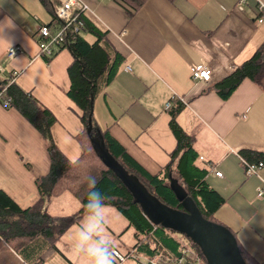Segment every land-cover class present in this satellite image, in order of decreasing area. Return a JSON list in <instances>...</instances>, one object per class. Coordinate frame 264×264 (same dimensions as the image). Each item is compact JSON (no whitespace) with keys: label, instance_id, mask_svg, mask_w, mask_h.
Masks as SVG:
<instances>
[{"label":"crops","instance_id":"crops-1","mask_svg":"<svg viewBox=\"0 0 264 264\" xmlns=\"http://www.w3.org/2000/svg\"><path fill=\"white\" fill-rule=\"evenodd\" d=\"M82 1L90 10L84 19L106 33L108 43L124 59L93 103L98 127L107 128L135 162L155 175L176 147L165 106L182 97L186 104L177 123L195 134L199 164L212 167L205 180L225 200L217 218L236 234L248 257L264 262V194H257L264 167L248 177L238 155L241 150H264V94L249 80L226 100L207 91L263 43L264 13L258 11L257 0H246L242 11L237 8L239 0H148L132 18L114 0ZM52 11L50 0H0V66L5 73L16 72L15 84L55 117L50 129L53 141L69 161H75L82 153L76 137L83 124L81 111L67 96L73 58L67 48L49 59L39 57L34 38L39 25L52 24ZM10 46L21 49L12 60L6 57ZM197 66L211 70L210 82L191 78V68ZM49 168L41 135L17 109L0 103V191L26 209L38 199L35 181ZM60 197L47 204L50 214L55 215L51 207ZM65 204L73 213L78 210L69 200ZM79 225L61 237L58 253L45 264H83L84 257L68 253ZM127 226L125 230L134 233L128 249L138 252L135 231ZM0 264L31 263L4 248Z\"/></svg>","mask_w":264,"mask_h":264},{"label":"trees","instance_id":"trees-1","mask_svg":"<svg viewBox=\"0 0 264 264\" xmlns=\"http://www.w3.org/2000/svg\"><path fill=\"white\" fill-rule=\"evenodd\" d=\"M114 1L123 7L128 18H132L148 0ZM82 20L84 26L81 34L67 45L73 58L68 67L70 88L67 96L81 111L80 120L83 124V131L76 137L82 150L77 160L69 161L53 141L50 129L56 122L55 117L15 82L8 84L12 72L0 76V92L6 87L0 102L11 99V107L17 109L44 139L50 159L49 172L35 181L38 199L32 206L22 209L0 191V251L9 248L23 255L31 264H45L48 257L58 253L57 243L61 237L72 226L82 222L83 204L87 193L94 188L90 182L94 176L97 180L95 187L107 199L106 208L116 210L126 219L127 229L135 231V248L139 250L135 252L137 256H165L176 260L182 257L185 248H189L197 258V264H208L199 247L185 235L154 225L143 215L141 206L103 163L91 142V138L99 134L109 155L129 175L135 176L151 195L171 209L184 211L170 186L171 179L175 178L205 220L226 227L236 238V234L217 218L225 200L205 180L212 167L199 164L195 134L185 132L177 123L184 105L175 99L171 101V108L167 111L176 147L169 156V162L157 174L151 175L126 153L107 128L100 129L95 122L93 103L114 80L124 59L108 43L106 33L99 31L86 19ZM85 36L93 38V42H89ZM244 80L251 81L264 94V41L247 61L207 91L226 100ZM238 155L248 163H262L264 166V150H241ZM64 194H69L79 203L78 210L65 216L50 214L47 204ZM236 241L246 264H264L248 257L237 238Z\"/></svg>","mask_w":264,"mask_h":264},{"label":"water","instance_id":"water-1","mask_svg":"<svg viewBox=\"0 0 264 264\" xmlns=\"http://www.w3.org/2000/svg\"><path fill=\"white\" fill-rule=\"evenodd\" d=\"M88 124H91V120ZM87 132H90V128ZM91 142L103 163L131 192L135 202L141 206L143 215L152 224L185 235L199 247L208 264H246L234 235L226 227L205 220L175 178L171 179L170 186L184 211L171 209L151 195L135 176L129 175L109 155L99 134L93 136Z\"/></svg>","mask_w":264,"mask_h":264},{"label":"built area","instance_id":"built-area-1","mask_svg":"<svg viewBox=\"0 0 264 264\" xmlns=\"http://www.w3.org/2000/svg\"><path fill=\"white\" fill-rule=\"evenodd\" d=\"M53 4V18L51 25H39L35 32L34 38L38 47V55L41 58L49 59L54 56L59 50L67 48V45L73 42L77 36L82 32L84 23L82 18L85 17V14L90 12L88 6L82 0H50ZM246 0H239L237 8L242 11L243 5ZM258 2V11L264 13V4L259 0ZM262 22L260 18L258 20ZM21 53V49L17 46H10L6 50V57L9 60H12L17 54ZM125 71H130L129 67H125ZM5 70L0 66V76H4ZM211 70L204 66H197L191 68V78L194 81H201L208 83L211 80ZM17 77L16 72H12L9 83L12 84L15 82ZM6 87L0 92L1 94L5 91ZM183 105L186 104L182 97L176 98ZM3 107H11V99L7 98L0 102ZM172 102L167 103L165 108L166 110L170 109ZM246 176H254L258 174V171L264 166L262 163L251 164L248 163L244 158L239 156ZM200 160H203L200 158ZM212 169V168H211ZM217 177H221L222 174L218 171H215ZM258 196L264 194V180H261L260 186L257 188ZM132 256H124L123 254L114 250L113 258L115 264H123L127 259L133 258L136 260L143 259L145 264H197V258L194 253L190 251L189 248H185L182 253V257L176 260H170L165 256H155L152 258H146L137 256L135 252Z\"/></svg>","mask_w":264,"mask_h":264},{"label":"clouds","instance_id":"clouds-1","mask_svg":"<svg viewBox=\"0 0 264 264\" xmlns=\"http://www.w3.org/2000/svg\"><path fill=\"white\" fill-rule=\"evenodd\" d=\"M93 190L87 193L83 204V223L75 232L73 254L84 257L83 264H115L111 241L104 236L107 217L105 194L97 189L96 178H90Z\"/></svg>","mask_w":264,"mask_h":264},{"label":"rangeland","instance_id":"rangeland-1","mask_svg":"<svg viewBox=\"0 0 264 264\" xmlns=\"http://www.w3.org/2000/svg\"><path fill=\"white\" fill-rule=\"evenodd\" d=\"M66 200H69L71 204L73 203L76 204L79 208V203L76 200H74L69 194H64L59 199H57L56 204L53 207H51L52 212L51 211L50 212L54 213L55 215H66L69 213L70 214L73 213L72 208L65 204ZM105 213L107 217L106 227L109 228H105L104 236L111 241L112 245H115L119 247L121 250H123L124 252L122 253L124 256H132V254H134L133 253L134 250H130L128 248L133 243L134 233L132 230L129 231L125 230L127 226L126 219L113 209H110V211H105ZM68 253L70 254L71 257L75 256V254H73L72 252V248L68 250ZM55 264H57V261ZM123 264H145V263L143 259L136 260L133 258H129Z\"/></svg>","mask_w":264,"mask_h":264}]
</instances>
